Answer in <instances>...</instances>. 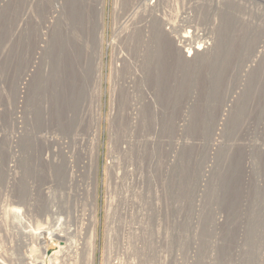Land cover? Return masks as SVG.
<instances>
[{
  "label": "rangeland",
  "instance_id": "374dc122",
  "mask_svg": "<svg viewBox=\"0 0 264 264\" xmlns=\"http://www.w3.org/2000/svg\"><path fill=\"white\" fill-rule=\"evenodd\" d=\"M150 1L0 0V264H264V2Z\"/></svg>",
  "mask_w": 264,
  "mask_h": 264
},
{
  "label": "bare ground",
  "instance_id": "6f19581e",
  "mask_svg": "<svg viewBox=\"0 0 264 264\" xmlns=\"http://www.w3.org/2000/svg\"><path fill=\"white\" fill-rule=\"evenodd\" d=\"M150 1V0H149ZM165 1V0H164ZM261 1H263L264 2V0H261ZM141 2V1H140ZM151 2V1H150ZM153 2V1H152ZM168 2V1H167ZM146 3H147V1H146ZM155 3V2H154ZM219 3V2H218ZM148 4V3H147ZM156 4V3H155ZM162 4V3H161ZM220 4V3H219ZM145 5V4H144ZM151 6V5H150ZM153 6V5H152ZM155 6V5H154ZM156 6H158L159 7V5H156ZM209 6V5H208ZM216 6H217V4H216ZM215 8H217V7H215ZM153 9V8H152ZM155 9V8H154ZM217 9H220V8H217ZM149 10V9H148ZM152 14V13H151ZM154 15V14H153ZM152 17V16H151ZM154 18H155V20L156 21H158V25H159V27H161V28H163V21H162V18L161 17H159V16H156V15H154ZM148 19H150V18H148ZM98 24L99 25H101V17H100V19H99V21H98ZM52 26V22L50 21L49 22V27H51ZM155 26H157V25H155ZM170 27V24L169 23H166V27ZM49 31V30H48ZM160 36H162V34H161V31H160ZM100 37H101V29H100V31H99V33H98V39L100 40ZM186 36H181V37H179V38H177L176 39V42H174V43H176L175 45L178 47V49L179 50H181V51H183V45L182 44H184L185 42H186ZM206 41V40H205ZM41 43H45V41L43 40V41H41ZM208 43V42H207ZM204 44H206V43H204ZM45 45V44H44ZM217 43L215 44V46L213 47V48H206V47H192V48H190V49H188V52H187V58H191V59H194V58H196V57H198V56H200V55H203V54H206L207 52H210V51H214V50H216V48H217ZM42 47V46H41ZM38 49H40V48H38ZM42 49V48H41ZM44 49V48H43ZM99 53H101V51H100V46H99ZM205 56V55H204ZM207 57H209V55L208 56H206V58ZM205 58V57H204ZM24 76H28L27 74H25ZM23 76V77H24ZM23 80H24V78H22ZM20 81H21V79H20ZM20 85H21V83H19ZM227 102V101H226ZM220 121H222V119H220ZM259 149V148H258ZM260 151H263L262 149H259ZM63 238H61L60 239V242H59V244H62L63 246L62 247H60V251L62 250V249H67L66 247L68 246V244L66 243L67 241L66 240H62ZM39 241L42 243V244H44L45 245V250L48 248V247H51V246H54V243H52V241L49 239V238H46V237H40L39 238ZM91 243V242H90ZM85 258H87L86 259V263L87 264H92V262H93V245H92V243L90 244V247H89V249H88V254H87V256L85 257ZM33 264H43V262H40V261H33Z\"/></svg>",
  "mask_w": 264,
  "mask_h": 264
}]
</instances>
